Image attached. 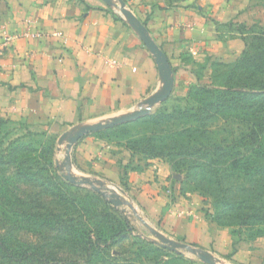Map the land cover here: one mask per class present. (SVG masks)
I'll return each mask as SVG.
<instances>
[{
	"label": "crops",
	"instance_id": "crops-1",
	"mask_svg": "<svg viewBox=\"0 0 264 264\" xmlns=\"http://www.w3.org/2000/svg\"><path fill=\"white\" fill-rule=\"evenodd\" d=\"M124 2L166 55L172 95L185 94L214 62L233 61L243 51V40L225 26L239 18L241 0ZM108 7L101 0H0V118L63 128L135 111L160 89L152 56ZM3 32L12 37L5 45ZM112 164L111 173L118 175ZM129 179L145 209L175 240L222 256L232 253L233 264H264V239L231 247L227 234L201 221L193 198L169 196L176 186L160 160L129 171Z\"/></svg>",
	"mask_w": 264,
	"mask_h": 264
},
{
	"label": "rangeland",
	"instance_id": "rangeland-1",
	"mask_svg": "<svg viewBox=\"0 0 264 264\" xmlns=\"http://www.w3.org/2000/svg\"><path fill=\"white\" fill-rule=\"evenodd\" d=\"M112 1L113 4L108 8L115 16L124 20L119 13L118 0ZM241 1L243 3L239 18L227 23L243 37L245 42L243 50H247L249 57L260 62L264 59V0ZM240 59H242V54L230 62H214L207 76L199 77L185 94L172 95L171 93L167 100L153 105L148 114L83 136L71 148L69 172L62 163L68 139L76 130L96 122H109L114 117L129 114L134 110L91 118L63 128L52 124H29L24 121L8 123L5 127L7 139L20 137L21 141L32 143L38 149L40 160L55 164L64 178L70 174L76 180L87 179L102 192L119 193L121 200L126 203L117 207L112 205L115 209L109 208L92 193L94 190L90 185L75 183L77 186L68 188L65 199L50 197L45 206L46 210L52 212V216L58 214L63 219L75 220L73 232L70 237H66L63 233L51 231L49 239L44 229H32L23 223V217L19 215L16 217L14 215L16 210L12 208V199H9L7 204L0 203V213H2L0 230L5 235L7 246L21 248L27 242L38 241L42 249L45 245V251L49 255H43L42 258H46V263L34 261L32 264H49L55 254H60L64 258L61 264H190L200 262L195 255L185 251L180 253L182 257L173 254L166 256L168 255L166 251L152 244L154 242L160 246L156 236L149 231V227L159 231L163 236L169 235L170 237H166L172 240H175V237L174 234L167 233L160 222H156L155 216H151L150 212L145 209L147 206H143L141 202L139 187L129 179V171H139L154 159L160 160L169 167L170 180L176 186L175 189L172 188L169 196L176 195L190 200L193 198L198 204L197 211L201 215V221L211 231L227 234L231 240V247L240 242L249 243L264 239V176L259 177L255 168L245 170L249 173L256 172L247 176L244 172L234 170L233 173L226 172L227 176L221 179L220 187L216 186L217 183L213 187L208 183L200 185L194 181L192 175L188 177L186 168L182 167L184 160L186 162L193 159H186L180 155L187 145L199 146V144L230 142L247 133L248 125L233 111L226 113L214 111L210 113L214 115L211 120L202 122L197 117L190 119L186 117V114L184 115V113L197 114L194 110L199 105L198 97L192 96L197 86L213 81L215 83L225 81L227 77L218 74L221 71L218 66L235 63ZM250 60H246L248 65L253 61ZM262 69L264 71L263 66ZM137 109L139 108L135 110ZM108 160L115 161V166ZM189 162L187 161L186 164H191ZM111 164L115 170L118 169V175L111 173ZM118 164H124L123 168H118ZM227 166L231 167V165ZM119 213L129 221L134 230L132 233L127 232L128 238L125 240L119 241L121 237L119 235L115 243L111 245L108 235L110 229L113 231L119 229L118 221L121 220ZM85 228L86 232L100 239V247L92 251L93 261L86 259V254L76 242ZM176 241L184 242L185 240L178 237ZM192 246L203 249L200 246ZM210 251L213 250L210 249ZM213 252L214 256L224 261L230 262L232 259L230 258L232 253L222 256L218 252Z\"/></svg>",
	"mask_w": 264,
	"mask_h": 264
},
{
	"label": "trees",
	"instance_id": "trees-1",
	"mask_svg": "<svg viewBox=\"0 0 264 264\" xmlns=\"http://www.w3.org/2000/svg\"><path fill=\"white\" fill-rule=\"evenodd\" d=\"M145 25V22H143ZM230 31L238 35L244 42L240 33H236L230 24L226 23ZM245 44V42H244ZM242 59L235 63L219 65L220 76L227 77L223 82L214 81L209 84H199L192 96L198 97V107L194 112L196 115L186 114V117L196 118L202 121L211 120L214 111L226 113L233 111L238 117H242L248 125L247 133L230 142L212 143L209 145L186 146L181 157L185 160L182 167L186 168L187 176L194 178V181L203 185L208 183L217 187L221 186V179L227 176L226 172L233 173L234 170L250 175V168H255L259 177L264 176V59L258 62L257 59L249 57L247 50L242 51ZM252 59L248 65L246 60ZM251 61V60H250ZM258 64V65H257ZM251 69V71H250ZM225 115V114H223ZM225 117V116H223ZM14 122L9 119L0 118V203H8L12 199L14 215L23 217V223L32 229H44L50 239V232L56 231L70 237L75 227V220L63 219L58 214L46 210L47 200L52 198L65 199L67 190L77 185L66 180L52 162L41 161L38 156V149L30 142L21 141L20 137L7 139L5 127L8 123ZM197 160V161H195ZM202 161V162H201ZM227 165H231L229 168ZM238 167V168H235ZM11 173L10 175H8ZM210 187V186H208ZM221 189V188H220ZM227 192V191H226ZM92 193L101 199L109 208L115 209L112 204L99 193ZM2 213H0V216ZM119 229H110V244H114L116 238L121 235L120 240L128 238L126 235L132 233L134 227L119 213ZM82 225V224H79ZM0 230V264H29L34 261L46 263L43 255H49L41 248L38 242H27L24 247H8L6 238ZM138 236V234H134ZM58 240V239H57ZM77 245H80L86 254L88 261L91 259L94 248L100 247V239L93 237L85 231L77 238ZM152 244L166 253L182 257L180 253L169 252L162 246ZM49 264H61L64 258L60 254L52 256Z\"/></svg>",
	"mask_w": 264,
	"mask_h": 264
},
{
	"label": "water",
	"instance_id": "water-1",
	"mask_svg": "<svg viewBox=\"0 0 264 264\" xmlns=\"http://www.w3.org/2000/svg\"><path fill=\"white\" fill-rule=\"evenodd\" d=\"M106 5L111 6L113 4L112 0H101ZM119 3V13L122 15L123 19L127 22L129 27L137 34L138 38L147 49V51L152 56L161 81V87L156 92L152 93L146 99L141 102L143 108H139L129 114L118 116L112 118L109 122H96L90 125H85L76 130L68 139L67 148L64 156L63 166H66V170L69 172L71 168V148L72 146L83 136L100 131L102 129L110 128L121 123L129 122L137 119L138 117L148 114L153 105L164 102L169 98L172 93L174 78L173 71L168 62V59L156 42L152 39L146 26L126 7L124 0H118ZM66 180L76 183V184H88L91 188L102 194L107 198V200L115 207L125 204L126 202L121 200L119 193H105L99 190L93 183L87 179L76 180L70 174L65 178ZM149 231L156 236L159 241L160 246L165 249L182 253L185 251L189 254L195 255L200 261L205 264H233L223 259L214 256L212 253L205 251L203 249L194 247L190 244L184 242H178L172 240L166 236H163L159 231L149 227Z\"/></svg>",
	"mask_w": 264,
	"mask_h": 264
},
{
	"label": "built area",
	"instance_id": "built-area-1",
	"mask_svg": "<svg viewBox=\"0 0 264 264\" xmlns=\"http://www.w3.org/2000/svg\"><path fill=\"white\" fill-rule=\"evenodd\" d=\"M11 36L7 34L6 32H3V44H7L11 40ZM191 55L195 56L197 55L198 51L196 48H190Z\"/></svg>",
	"mask_w": 264,
	"mask_h": 264
}]
</instances>
